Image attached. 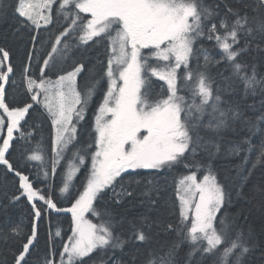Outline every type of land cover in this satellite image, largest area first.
I'll list each match as a JSON object with an SVG mask.
<instances>
[{"label":"snow or ice","instance_id":"6c2138e0","mask_svg":"<svg viewBox=\"0 0 264 264\" xmlns=\"http://www.w3.org/2000/svg\"><path fill=\"white\" fill-rule=\"evenodd\" d=\"M221 3L223 15L220 4L205 6L202 0H17L15 5L0 0V14L14 7L20 28L37 31L30 37L33 46L41 27L47 28L54 20L59 23L61 18L65 24L46 57H36L41 73L39 81L29 74L33 53H28L29 64L24 67L23 81L31 102L23 106L10 107L6 103L5 85L13 68L10 53L0 48V110L7 116L6 121L0 117V165L19 177V192L13 194L10 204L24 197L31 204L33 214L31 233L22 247L13 252V264H27L39 235L38 221L45 211L49 214L67 212L72 217L71 235L63 243L58 264H86L83 258L98 250L105 254L112 250L111 264H136V255L126 262L115 253L123 252L128 244L137 249L149 245L154 228L157 237L161 232L175 233L176 239L167 251L146 250L142 264H176L177 251L183 244L189 246L188 264H203L208 256L214 258V264H246L248 254L253 251V232L249 229L245 235L243 230L236 231L240 217L247 220L243 209L232 217L218 215L232 202L233 194L219 181L211 160L225 147L223 132L235 124L264 135V115L253 122L245 119L239 105L225 106L219 90L213 88L207 69L212 64L226 65L231 72L226 79L241 81L246 94L249 90L254 93L257 86L264 87V80L257 78L255 67L249 75L242 61L253 45L260 49V44L264 43V0L254 3L237 0L235 5L221 0ZM55 4L58 7L54 9ZM103 40H107V62L101 68L100 79L91 78L82 88L78 78L86 65L80 61H74L70 69L62 68L54 80L47 76L48 72L56 71L58 58L68 59L73 47ZM203 40L211 42L218 53L213 54L204 47L197 50L195 44ZM194 54L197 56L195 69L191 64ZM200 56L203 65L199 63ZM41 59L43 66H39ZM100 63L103 65L102 61ZM105 77L107 90L94 115L90 142L72 153L59 188L61 194L69 192L79 166L85 165L90 154L91 167L83 191L71 207H60L55 193L45 195L35 189L28 176L13 167L6 153L12 147L14 133L19 132L20 138L32 135L22 130L21 121L30 114L34 104H42L56 133L52 149L54 176L68 145L78 140L76 125L85 119L89 101ZM5 126L7 135L3 136ZM241 143L250 145V140L245 137L242 142H229L228 154L252 151L251 147L243 148ZM248 158L244 156L245 164ZM262 158L264 146L257 162ZM27 159L42 162L43 155L33 149ZM181 165L187 171L172 179L179 201L178 215L177 205L172 204L174 219L157 216L149 221L147 216L141 215L127 221L131 235L123 237L116 233L112 214L94 206L106 189H112L118 204L124 197L135 195L123 186L115 191L118 178L123 180L122 173L150 170L167 176L179 171ZM255 166L253 164V168ZM47 175L45 172V177ZM249 175L250 169L239 173L238 197H245L242 185ZM158 191L149 180L142 193L146 199L141 203L158 210L159 200L152 197V193ZM254 192L260 196L264 208V185L254 186ZM37 199L46 208L38 207L34 202ZM89 213L100 222L86 219ZM11 233L18 235L19 227L11 228ZM55 235L61 236L60 230ZM0 239L8 237L0 235ZM49 239L51 241V235ZM197 254L199 259H196ZM54 257L53 247L43 258V264H57Z\"/></svg>","mask_w":264,"mask_h":264},{"label":"trees","instance_id":"16d2710c","mask_svg":"<svg viewBox=\"0 0 264 264\" xmlns=\"http://www.w3.org/2000/svg\"><path fill=\"white\" fill-rule=\"evenodd\" d=\"M8 2L15 5L17 0H8ZM202 2L205 6L211 7L220 4L221 14L223 15L224 7L221 0H202ZM236 2L237 0H227L228 4L235 5ZM249 2L254 3L255 0H249ZM57 7L58 4L53 5L54 9ZM18 19L20 18L15 14L14 7H9L6 14H0V48H5L10 53V63L13 68V73L10 74V79L5 85V100L10 107L23 106L25 102H31V95L28 93L23 81L24 67L29 64L28 53H33L32 68L29 74L39 81L41 73L39 67H37L36 57H46L47 53L51 51V44L55 42L56 36L59 35L65 26L61 18L59 23L54 20V23L47 28H40L38 40L33 46L30 37L36 35L37 31L34 28L31 31L20 28L17 23ZM201 47L208 48L213 54H217L219 51L207 40L195 44L197 50L201 49ZM260 49H264V43L260 44ZM260 49L253 45L250 54L242 57V61L247 65L249 75H251V69L254 66L257 78L264 80V52ZM74 61H80L86 65L85 71L78 78L82 88L89 79H100L102 76L101 68L106 66L107 62V40H103L100 43L89 42L88 45H81L79 48L73 47L68 59L61 64H57L56 71L48 72L47 76L54 80L62 68L70 69ZM101 61L103 65L100 63ZM199 63L201 65L204 63L202 56H200ZM191 64L195 69L197 66L196 54L193 55ZM39 66H43L42 59L39 61ZM4 70H7V64H5ZM207 74L211 78L213 88L219 90L225 106L239 105L245 119H250L253 122H257V118L264 115V87L257 86L254 93L249 90L246 94L241 81L226 79V77L231 76V72L223 64H212L208 67ZM100 83L104 85L98 86L96 94L90 100L85 119L78 126L79 134L86 133V130L90 131V133L92 132L96 109L103 98V93L107 90L106 77L100 80ZM156 83L162 82L156 81ZM40 99L43 100V94H41ZM0 117L5 121L7 120V116L2 110H0ZM206 120L207 117H205ZM21 124L23 125L22 130L25 133L31 132L32 135L20 138L19 132L14 133L15 139L12 141V147H10L9 152L6 153V158L16 170L28 176L29 182L33 184L35 189L42 190L45 195H48L49 192H54L58 206L71 207V204L83 191L85 177L90 169V161L87 160L85 165L80 166L78 175L74 179L69 192L61 194L59 188L63 185V175L65 174L67 162L66 165L59 163L53 176L52 149L54 130L50 117L46 114L42 104H34L33 108L30 109V114L26 115L25 120L21 121ZM2 135H7L6 126L3 128ZM245 137L249 138L250 145L241 143V146L245 149L251 147L252 151L250 153L244 151L239 155H229L227 152L229 142H242ZM0 143H2V139H0ZM223 143L225 147L212 158L211 164L219 181L233 195L232 202L226 205L218 215L227 214L232 217L238 215L240 210H244L247 220L245 221L244 217H240L236 231L243 230L245 235H247L249 229L253 232L251 242L253 251L248 254L246 264H264V255H262L264 254V208L261 207L260 196L254 192V186L264 185V158L257 162V156L260 155L262 146H264V135H261L255 129L249 131L242 124H235L232 128L223 132ZM33 149H38L43 155L42 162L29 161L27 159V155ZM244 156L249 157L246 164L243 159ZM253 164L256 165L255 168H253ZM245 169H250L251 175L248 176L246 184L242 185L243 192L246 194L245 197H238L236 195V192L239 191L237 186L241 184L239 173ZM186 171L181 165L179 171L170 173L167 176L150 172V170L126 172L123 175V180L118 178L115 191H120L121 186H123L134 191L135 195L133 197H124L118 204L112 189H106L100 195V198L94 202V206L98 210L107 209L116 222V233L123 237H128L131 233L127 221H131L141 215L147 216L149 221L157 216L162 219H174L172 216L173 202L177 205L178 215V200L176 199L175 185L172 183V179L173 177L178 178L179 175ZM45 172L48 173L47 177H45ZM199 175L202 177V174ZM137 180L140 181L139 184L135 182ZM149 180L153 181V184L159 189L158 192L152 193L153 199L159 200L158 210H153L151 207L141 203L142 200L146 199L142 193ZM18 192L19 177L14 172H9L5 165H0V235H7L8 237L7 240L0 239V264H13V252L22 247V242H26V236L31 233L33 222L31 204L24 197H21L14 205L10 204V198L13 194H18ZM34 202L38 207L46 208L42 201L37 199ZM86 219L94 223L100 222L97 217L92 216L90 213L86 214ZM121 220L125 222L123 224L119 223ZM71 222V213L51 212L49 214L48 211H45L42 218L38 221L39 235L30 256L27 257V264H43V258L50 254L53 247L55 249L54 258L58 264L59 253L62 251L63 243H66L68 236L71 235ZM15 226L19 227L18 235L11 233V228ZM57 230L61 232L59 237L55 235ZM155 232L156 229L154 228L153 239L149 245L137 249L128 244L123 252L117 251L115 255L122 256L126 262H130L132 256L136 255V264H142L143 253L149 248L158 252L167 251L172 241L176 239V234L172 233L169 235L161 232L157 237ZM50 235L51 241L49 239ZM188 250L189 246L187 244L181 245L177 251L176 264H188ZM112 256V250H108L107 254L98 250L90 254L89 257H84L83 261L86 264H111ZM196 259H199V254H197ZM203 264H214V258L211 256L206 257Z\"/></svg>","mask_w":264,"mask_h":264},{"label":"rangeland","instance_id":"374dc122","mask_svg":"<svg viewBox=\"0 0 264 264\" xmlns=\"http://www.w3.org/2000/svg\"><path fill=\"white\" fill-rule=\"evenodd\" d=\"M41 28H44V27H41ZM71 52H72V49L69 51V53H68V56L71 54ZM259 52V51H258ZM248 59H250L249 57H248ZM249 61V60H248ZM256 61V60H255ZM63 62H65L64 60H59V58H58V63L57 64H61V63H63ZM255 65H257V64H255ZM226 74V73H225ZM221 83V82H220ZM99 85H104L103 83H100ZM218 85H219V83H218ZM89 103H90V101H89ZM45 110V109H44ZM45 112H46V114L48 115V113H47V111L45 110ZM86 113H87V111H86ZM86 113H85V116H86ZM49 116V115H48ZM50 120H51V118H50ZM83 120H81V121H79V123L76 125L77 126V134H78V140L77 141H74L72 144H70V145H68V148L65 150V152L63 153V158L60 160V163H63L64 165H66V162H67V165H68V160L71 158V156H72V153L74 152V151H76V149L77 148H79L81 145H86L88 142H90L89 141V134H90V131H87L86 130V133L84 132V133H82V134H79L78 133V126H79V124H81V122H82ZM52 122V121H51ZM52 128H53V125H52ZM53 130H54V128H53ZM89 132V133H88ZM55 130H54V137H55ZM230 140H232V139H230ZM92 150H94V149H92ZM87 160H89L90 161V167H91V155L89 154L87 157H86V161ZM85 161V162H86ZM76 163L78 164L79 162L78 161H76ZM80 166H83V165H80ZM80 166H79V169H80ZM66 170H67V166H66V168H65V172H66ZM79 172V171H78ZM78 172H76V174H75V176L73 177V180L71 181V184H70V187H71V185H72V183H73V181H74V179L76 178V176L78 175ZM123 174V173H122ZM202 178V177H201ZM63 179H64V175H63ZM70 187H69V189H70ZM66 194V193H65ZM178 204H179V201H178Z\"/></svg>","mask_w":264,"mask_h":264}]
</instances>
